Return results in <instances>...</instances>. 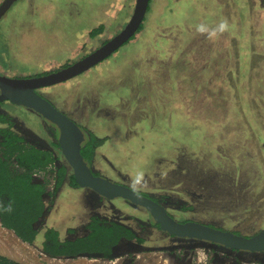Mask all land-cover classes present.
I'll list each match as a JSON object with an SVG mask.
<instances>
[{
  "label": "rangeland",
  "instance_id": "1",
  "mask_svg": "<svg viewBox=\"0 0 264 264\" xmlns=\"http://www.w3.org/2000/svg\"><path fill=\"white\" fill-rule=\"evenodd\" d=\"M136 1L17 0L0 20V72L39 75L80 60L124 28ZM147 9L142 29L110 56L38 92L84 131L105 138L93 161L98 170L117 169L113 174L130 184L139 171L130 169L140 164L142 191L176 219L257 233L264 227V0H150ZM222 20L229 31L214 41L196 31ZM0 110L18 130L51 139L55 127L34 109L4 103ZM64 185L55 220L63 233L80 222L72 217L84 214L85 199L93 203L85 219L99 212L134 226L151 220L122 198L111 202L91 188L69 192L68 179ZM166 235L153 230L149 249L129 252V264H180L183 250L205 243ZM17 238L0 224V252L16 260L112 264L85 254L47 258ZM82 240V247L93 244ZM218 249L229 253L230 264H264L263 255Z\"/></svg>",
  "mask_w": 264,
  "mask_h": 264
},
{
  "label": "trees",
  "instance_id": "2",
  "mask_svg": "<svg viewBox=\"0 0 264 264\" xmlns=\"http://www.w3.org/2000/svg\"><path fill=\"white\" fill-rule=\"evenodd\" d=\"M92 32L94 35L99 31ZM142 29V26L141 28ZM134 37V36H133ZM132 37V38H133ZM15 121L5 111H0V217L3 225L13 230L22 241L35 243L40 239V225L49 211L48 195L42 185L32 182L31 172L35 169H45L53 160V149L60 148L59 130H53L50 137L52 149H44L43 144L25 142L32 136L24 130L14 129ZM32 132V131H31ZM104 143V138L89 130L82 146V152L88 163L92 165L96 149ZM17 158L24 170H16L12 163ZM67 167L61 170L65 177ZM70 175L72 185H79L73 172ZM11 207V211L5 208ZM160 228L154 220L141 226L142 230L123 221L102 214H95L82 228L71 227L69 235L63 237L56 226H48L40 240L42 248L53 256L68 258L84 255L90 258L107 256L112 258L126 251L147 249V237L153 228ZM84 237L93 243L90 247H82ZM172 236V235H171ZM176 238V236H172ZM220 248L247 253L242 250H232L224 245L212 243ZM0 264H29L11 258L0 252Z\"/></svg>",
  "mask_w": 264,
  "mask_h": 264
},
{
  "label": "water",
  "instance_id": "3",
  "mask_svg": "<svg viewBox=\"0 0 264 264\" xmlns=\"http://www.w3.org/2000/svg\"><path fill=\"white\" fill-rule=\"evenodd\" d=\"M16 1H2L0 20ZM149 4L150 0H137L134 12L124 28L80 60L57 70L33 76H10L0 73V102L9 100L17 105L30 107L57 126L60 147L72 166L75 179L80 186L91 188L109 199L123 197L145 207L160 224L161 229L173 236L208 241L234 250L264 251V229L252 235H244L195 220L182 222L152 197L140 192L134 193L128 185L95 174L82 153V144L86 137L84 129L38 92L42 87L65 82L89 70L132 39L143 24Z\"/></svg>",
  "mask_w": 264,
  "mask_h": 264
},
{
  "label": "flooded vegetation",
  "instance_id": "4",
  "mask_svg": "<svg viewBox=\"0 0 264 264\" xmlns=\"http://www.w3.org/2000/svg\"><path fill=\"white\" fill-rule=\"evenodd\" d=\"M83 58V57H82ZM81 59V58H80ZM77 61V60H76ZM73 63V62H72ZM70 64V63H69ZM69 64H67V65H69ZM67 65H65V66H67ZM63 67V66H62ZM61 68V67H60ZM57 69H59V68H57ZM56 69V70H57ZM50 72V71H49ZM1 73V72H0ZM47 73V72H46ZM3 74V73H2ZM7 75V74H6ZM11 76V75H10ZM17 76H20V75H17ZM24 76H33V75H24ZM42 89H45V87H42V88H40L39 90L41 91ZM38 90V91H39ZM5 101V102H4ZM4 101H2V102H0V107L2 106V105H4V103L6 104V103H8V104H10V105H12V106H15V105H17V104H15V103H13V102H11V101H9V100H4ZM4 102V103H3ZM18 106H20V105H18ZM30 108V107H29ZM1 111V110H0ZM49 123H51L54 127H55V130H59L58 128H57V126L55 125V124H53L51 121H49V120H47ZM14 129H16V130H18L17 129V126H16V124L14 123ZM89 130H92V129H86V131H85V133H86V136H87V132L89 131ZM32 136V135H31ZM104 138V137H103ZM85 140H86V137H85ZM84 140V141H85ZM84 141H83V143H84ZM104 141H105V138H104ZM25 142H30V143H33V144H36V146H38L39 145V143L40 144H43L44 146H43V148L44 149H52V146H51V142H50V140H49V142L48 143H44V142H42V141H40V140H38L37 138L35 139L33 136H32V139H30V141L28 140V141H25ZM0 145H1V143H0ZM82 146H83V144H82ZM0 153H2L1 152V150H0ZM83 153V152H82ZM97 149H96V152H95V157H94V161H96V157H97ZM84 155V154H83ZM85 157V156H84ZM86 159V158H85ZM87 160V159H86ZM97 161H98V159H97ZM69 161L67 160V158L65 157V155L63 154V152H62V149H61V147L60 148H54L53 149V160L49 163V165L45 168V169H35V170H33L32 172H31V176H32V182H34V183H37V184H40V185H42L43 187H44V189H45V192L47 193V195H48V203H49V211H48V213L45 215V217H44V219H43V222H42V224L40 225V239H39V241L38 242H35V243H30V242H26V243H28V244H30L31 246H32V248H34L36 251H38L39 253H41L42 255H44L45 257H47V258H53V259H57V260H62V259H67L68 257H64V256H53V255H51V254H49V253H47L46 251H44L43 250V248H42V245H41V242H40V240L42 239V235H43V233H44V230L48 227V226H56L57 228H59L60 229V232H61V235L63 236V237H67L68 235H69V233H68V230H69V228H71V227H74V228H82V227H84V225L86 224V223H88L92 218H89V219H85L86 218V215H87V211H88V214L90 215V212L92 211L90 208H91V206L93 205V203H91V202H88L87 201V199H85V208H84V214L83 215H79V217H78V219L76 218L77 217V215H75V216H73L72 218L74 219H76V220H80V222L77 224V225H70V226H68V228L66 229V231H65V233H63L62 232V228L60 227V226H58L56 223H55V220H56V217H57V215H60V208H59V198H60V194H62V190H63V188L65 187V185H64V181H66L67 179H68V184L71 186V187H69V185L67 186V187H69V192L71 191L70 189H72V190H75V189H80V188H87V187H82V186H80V185H72V181H71V178H70V175L69 174H71L72 172H73V168H72V166L68 163ZM87 163H88V160L86 161ZM92 163H93V161H92ZM89 165H90V163H88ZM11 165H13V167L16 169V170H18V171H22V170H24V167L23 166H21L20 164H19V161L17 160V158H15V157H13V159H12V163H11ZM104 165V164H103ZM139 165L140 164H137V165H135V166H133L131 169H130V171H137V170H143L144 171V169H145V167L143 168V169H140L139 168ZM63 166H66L67 167V172L65 173V177L61 180V178H62V175H61V170H62V167ZM90 167L92 168V170H93V172L95 173V174H97V175H102V173H108V174H110V175H112V176H114L115 178H117L116 177V171H118L117 169H114V168H112V169H110V168H107V166L106 165H104V167L102 168L104 171H102L100 168H99V170L94 166V163L92 164V165H90ZM135 169H137V170H135ZM146 171V170H145ZM113 173H115L116 175H114ZM73 174H74V172H73ZM103 176V175H102ZM106 177V176H105ZM108 178V177H107ZM109 179H111V178H109ZM118 179V178H117ZM111 180H113V179H111ZM123 180V179H122ZM113 181H116V182H119V183H123V184H125V185H130V184H128V183H126V182H123V181H120V179H118V180H113ZM130 182V181H129ZM79 184V183H78ZM64 185V186H63ZM93 190V189H92ZM95 191V190H94ZM96 192V191H95ZM140 193H142V194H144V195H146V196H149V197H152L153 199H155V200H157V201H159L162 205H164L165 203L164 202H162L161 200H159V199H157V198H155V197H153V196H151L150 194H148L147 192H144V191H139ZM97 193V195H100V197H102V198H105V199H107V200H109V201H116L115 199L116 198H114V199H109V198H107V197H105V196H103V195H101V194H99L98 192H96ZM117 198H122L123 200H125L127 203H129V204H131V205H133V206H136V207H139V208H141V209H143V210H145V211H147L148 213H149V215H150V218H151V220H145L144 221V223L143 224H145V223H148V222H151L152 220H154L155 221V219L153 218V216H152V214L150 213V211L148 210V209H146L145 207H143V206H141V205H138V204H136V203H134L133 201H131L130 199H127V198H123V197H117ZM121 199V200H122ZM117 200H119V199H117ZM165 206V205H164ZM166 208H167V206H165ZM88 209V210H87ZM93 210H95V209H93ZM167 210H168V208H167ZM169 211V210H168ZM170 212V211H169ZM99 213V212H98ZM95 214H97V213H94V215ZM99 214H102V215H107V214H103V213H99ZM171 214V213H170ZM93 215V216H94ZM172 215V214H171ZM107 216H109V215H107ZM173 216V215H172ZM110 217H115V218H117V219H119V220H121V221H123L122 220V218H120V217H118V216H110ZM174 217V216H173ZM177 220H179V221H182V222H185V221H188V220H194V219H192V218H178L177 217ZM196 221V220H195ZM124 223H126V224H129V223H127V222H125V221H123ZM0 224H1V226L3 227V228H6V229H8V230H10L12 233H14L16 236H17V234L13 231V230H11V229H9V228H7V227H5L4 225H3V223H2V221H1V217H0ZM143 224H140V226H134V225H132V224H129V225H132V226H134V227H137V229H139V230H142L141 229V226L143 225ZM161 228V227H160ZM264 229V227L262 228V229H260L259 231H261V230H263ZM153 230H159V232L161 231V232H163V233H166L167 235L166 236H168L171 240H173V239H181V240H194V241H196V244H198V243H202V242H205L204 244H202V245H204V247H206V251H204V252H202V253H199L198 254V251L196 250V247H201L202 245H199V246H195L194 247V249L192 250L191 248H187L186 250H183L182 251V260L180 261V264H224L223 263V261L225 262V263H227V264H230V262L229 261H225V258L224 257H229L228 256V254L229 253H227V252H225L224 251V253H222L221 252V250H219L218 248H220V247H218V248H215V250H214V246H216V245H214V244H212L211 242H208V241H202V240H198V239H193V238H185V237H180V236H176V238H174V237H172L171 236V234H169L168 232H166V231H164V230H162V229H159V228H156V227H154L153 228ZM152 230V231H153ZM234 231V230H233ZM258 231V232H259ZM257 232V233H258ZM151 233V232H150ZM255 234V233H254ZM18 237V236H17ZM148 237V236H147ZM19 238V240L20 241H22L21 240V238L20 237H18ZM145 239H146V237H145ZM23 242H25V241H23ZM145 244H148L147 243V240H146V242H145ZM187 244V243H186ZM181 245H184V241H183V244H181ZM170 246H173V245H168V246H166V247H170ZM150 247V246H149ZM179 247V246H178ZM203 248V247H202ZM228 248V247H227ZM147 249H149V248H147ZM221 249H223V248H221ZM230 249V248H229ZM140 251L141 250H144V249H139ZM139 250H135V251H126V252H124V253H121V254H119V255H117V256H114V257H112L111 259H113V258H120L119 260H118V264H121L120 263V260L121 259H124V264H129V258L128 257H126V255H128V253L129 252H131L132 253V255H136V256H139L140 255V251ZM223 250H226V251H230V252H233L235 255H240V253H238V252H236V251H231V250H227V249H223ZM233 250V249H232ZM159 251H164V250H159ZM244 251V250H243ZM245 252H247V253H241V254H247V255H249V257H247V258H256L255 256H257V255H263L264 256V251H254V252H252V251H245ZM211 254H213L214 255V257L212 258V260H211ZM220 254H221V257H220ZM72 258H74V257H72ZM239 258H242V257H239ZM94 259H99V260H102L104 263H107V260H108V257L106 256H100V257H96V258H94ZM174 264H177L176 263V261L175 262H173ZM241 264H243V263H241Z\"/></svg>",
  "mask_w": 264,
  "mask_h": 264
},
{
  "label": "clouds",
  "instance_id": "5",
  "mask_svg": "<svg viewBox=\"0 0 264 264\" xmlns=\"http://www.w3.org/2000/svg\"><path fill=\"white\" fill-rule=\"evenodd\" d=\"M196 31L201 35H206L209 40H215L222 36L225 32L229 31V24L227 21H220L215 27H209L206 24H200L197 26ZM147 180L145 178V173L143 171H137L131 177L130 182V190L135 192H139L143 190L146 186ZM5 211H11V207L4 209Z\"/></svg>",
  "mask_w": 264,
  "mask_h": 264
},
{
  "label": "built area",
  "instance_id": "6",
  "mask_svg": "<svg viewBox=\"0 0 264 264\" xmlns=\"http://www.w3.org/2000/svg\"><path fill=\"white\" fill-rule=\"evenodd\" d=\"M203 247V248H202ZM206 249V247H204V246H201V247H196V250L198 251V254L199 253H202V252H204V251H206L205 250ZM214 257V255L213 254H211V260H212V258ZM120 258H114V259H111V258H108V260H107V263L110 261L112 264H118V260H119Z\"/></svg>",
  "mask_w": 264,
  "mask_h": 264
},
{
  "label": "bare ground",
  "instance_id": "7",
  "mask_svg": "<svg viewBox=\"0 0 264 264\" xmlns=\"http://www.w3.org/2000/svg\"><path fill=\"white\" fill-rule=\"evenodd\" d=\"M7 230V232L9 233V236L10 237H12L13 238V236H16L14 233H11V231L10 230H8V229H6ZM17 237V236H16ZM18 239V238H17ZM97 260V259H96Z\"/></svg>",
  "mask_w": 264,
  "mask_h": 264
}]
</instances>
